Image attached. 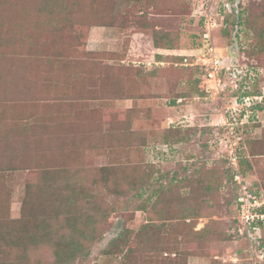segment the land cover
Instances as JSON below:
<instances>
[{"label":"rangeland","instance_id":"rangeland-1","mask_svg":"<svg viewBox=\"0 0 264 264\" xmlns=\"http://www.w3.org/2000/svg\"><path fill=\"white\" fill-rule=\"evenodd\" d=\"M69 1L65 0L64 8H72ZM21 2L26 7L32 5L29 0L0 3V10L5 6L16 9L14 17L0 14V40L9 43L0 51V77L12 74L16 83L21 70V76L31 75L37 86L36 100L25 103L6 89L0 93V156L12 161L9 168L0 166V206L10 204L9 218L20 217L26 185L35 184L39 171L67 167L74 178H84L99 204L114 206L108 220L100 225L101 236L88 243L89 254L73 264H264V238L252 243L239 234L235 199L243 188L231 177L235 170L249 192L264 198V156L257 154L264 151V102L249 104L237 92L244 75L255 78L249 87L259 89L246 95L257 94L264 87V0H99L112 6L117 24L79 27L86 37V49L101 51L104 56L95 68L82 62L81 56H77L78 64L87 73V82L92 80L95 85L109 82L101 80L97 70L109 71L107 66L120 62L119 58L138 69L142 74L139 79L125 72L113 76L116 85L123 88L118 90L120 99H99L94 90L81 95L75 83L70 88L69 66L58 71L53 65L50 79L46 58L57 51L67 54L72 26L60 29L34 13L25 18L20 32L12 35L18 28L14 19L20 13L16 4ZM240 3L250 5L253 20L246 35L243 27L240 31L229 25V31L224 30L223 19L237 15L230 7ZM206 13L216 18L212 24L207 19L210 25L204 18ZM70 15L72 24L81 20L75 10ZM143 21L147 28H143ZM209 26L215 27L211 30L213 47L221 65L225 64L217 82L203 79L204 68L182 64L183 58H191L193 53L206 60L197 48L202 42L204 45L203 35ZM152 28L165 32L175 48L154 46ZM75 45L80 46L78 42ZM246 48L250 56L244 54ZM26 54L37 55L23 67L20 62ZM240 62L243 69L235 76ZM134 69L129 70L133 75L137 73ZM134 94L139 97L131 98ZM55 98L65 101L60 105L61 113L49 106ZM71 103L81 111L65 113ZM100 118H104L102 135L106 134L102 137L95 131V127L100 128ZM227 121L232 129L225 126ZM122 127L127 131L121 132ZM239 159L243 174L239 173ZM101 167L110 168L111 181L106 184L101 180ZM144 174L149 188L143 191L118 192L125 188H115L126 177ZM159 183L168 188L161 200L153 202V189ZM141 202L146 209H135ZM82 203L78 202L79 206ZM197 208L203 216L183 223L180 216ZM160 215L172 217L173 223L164 232L153 234L150 242L162 240L165 245L158 247L172 251L167 256L151 249L150 242L139 245L136 234L148 222L159 224ZM122 230L132 232L130 246L135 251L129 252V259L119 251H105ZM197 231L198 236L206 231V237L195 240L199 239ZM172 237L182 240L178 244ZM159 255L163 259L157 260ZM32 258L48 263L53 255L43 247Z\"/></svg>","mask_w":264,"mask_h":264},{"label":"trees","instance_id":"trees-1","mask_svg":"<svg viewBox=\"0 0 264 264\" xmlns=\"http://www.w3.org/2000/svg\"><path fill=\"white\" fill-rule=\"evenodd\" d=\"M4 1L5 0H0V3H4ZM29 1L32 2V5L29 7L23 5L22 2L20 4H16L17 9L20 10V13L18 12V18H20V22L18 18L14 19L16 27L18 28L13 30L11 27V29L14 31L12 35H17L20 32V25L23 24L25 18L31 16L34 13L36 16H40L42 20L45 17V21H49L52 24L58 25L60 29H63L66 25H70V27L72 26V39L69 44L70 46H67V54H63L62 51H57L52 53L48 59L46 58L50 79L54 75V73L51 74L53 71V65L58 68V71L60 67L69 66L71 71L69 74L70 80L68 86L70 88L73 89V83H75V87L81 93V95H88L94 90L98 96L97 98L99 99L111 96L120 99L122 94L118 90H123L122 85H116L115 81L112 79L113 76H118L116 72H125L138 79L142 75L140 74L141 72H139V70L135 67H132V65L122 63V58L117 59L120 62L114 63V65H108L107 69H110L109 71L102 69L97 70L96 75H98L101 80H109L110 83L102 82L100 85H95L92 80L90 83H88L87 80H89V77L87 73L84 70H80L82 69V66L78 64V62H80V56L82 57V62H88L91 64V66H93V68H95L98 67V64H100L99 59L104 56V53L101 51H88L86 49V37L84 33L80 31L79 27H86L92 23H98L102 26H112V24L115 23L116 17L112 12L113 9L111 8V5H108L104 2H99V0H88L87 2L84 1L85 4L82 3L81 0H70L68 3L72 5V8L66 9L64 8L66 5L65 0ZM134 1L138 2L139 0ZM146 1L151 3L153 0ZM230 9H232V14L234 11H236L237 15L234 17V19H230L228 16L223 19L225 28L224 30L228 32L229 25H232V27L235 29L236 27H239L240 31L243 27V31L246 35L248 30L252 28L251 25L253 24L250 5L242 6L240 3L237 5V7L234 6L233 8L232 6ZM74 10L78 14H81V20L72 24L70 21V14H72V11ZM15 11L16 9L13 7L10 10H7L5 6V9L1 8L0 14L2 17H5V15H11L14 17ZM116 24L117 22L113 25L115 26ZM147 24L148 23L146 21H143V28H147ZM152 34L154 46L157 48H175L174 43L168 39L169 36L165 32L152 28ZM77 42L80 45L79 47H76L75 45ZM7 44L9 45L8 42L3 43V41L0 40V51L5 50L3 47H7ZM202 44L203 42L199 44L197 49L203 46ZM247 49L248 48H246V50L244 49L243 52L245 55L247 54L250 56V53ZM36 55L31 56L26 54L25 58L20 62V65L25 67V61L35 58ZM75 67L77 68L75 69ZM242 67V63L240 62V64L236 66V71L234 73L235 76H238V71L243 69ZM132 69L137 72L135 75L130 72ZM16 72H18V70ZM4 76L5 77L2 76L3 78L0 77V93L6 89L9 94L19 99L20 102L23 101L24 103L25 101L30 102V100H36L34 94H36L35 89L37 86L36 81L32 79L31 75H24L22 73L21 76L20 70V79H18L16 83L12 74L9 76L7 75V78L6 75ZM242 79L243 80L239 82V86L237 88V92H240V95L252 94L259 91V89L253 90L251 87H249L251 83L255 81V78L250 77L249 75H244ZM50 86H52V84H50ZM74 97L75 95L71 98H67L70 101ZM130 97H139V95L134 94ZM53 101L54 103L49 106H53L54 110L61 113L62 111L59 108L60 105L64 104L65 101L63 99H60L59 101L57 98H55ZM75 101L78 102L80 100L78 98L77 100L75 99ZM69 105L72 106L66 110H63L65 113L71 112L72 114H76L81 111V107L78 105L73 103ZM64 117L69 116L67 115ZM99 124L100 125L98 126H100V128L95 127V131L97 130L96 135L99 134L100 137H102L106 135H102V132L104 133L102 129L104 127V118L99 119ZM120 131H127V127H122ZM261 139L263 146L264 129ZM257 154L264 156V151ZM11 164L12 161L7 159V157L0 156V166H2L1 168H9ZM54 168H51L50 171H39L34 182L35 184L33 185L28 183L26 185L25 194L20 207V217L18 219L12 220L9 218L8 212L10 204L5 202L0 206V264H73L78 259V257L87 256L89 254L88 243H93L101 236L102 230L100 225L104 224L108 220L110 214L114 210V206L112 205V207H107L99 204V202L96 200V196L93 195L89 191V188L84 184L83 177H78L76 175L74 178L73 174L67 167H59L58 169ZM100 171L101 180L103 183L106 184L111 181L110 168L101 167ZM235 173L236 171L234 170L231 176L232 179L235 178ZM239 173H244L240 159ZM37 184L38 187L33 188V186ZM237 184L240 183L238 182ZM118 186L125 188L118 192H124L125 190L130 191L133 189L135 191H138L139 189L140 191H143V189H146L149 186V182L144 174L137 178L126 177L123 183L117 185L115 188ZM167 188V185L165 186L163 183H159L157 186H155L153 189V195L155 194L153 202H158L161 200L163 198L162 193L165 192ZM48 195L49 197H47ZM259 198L261 199L262 197L260 196ZM235 200L237 203V211H239L238 196H236ZM78 202L83 203L81 206H79ZM135 209L143 210L146 209V207L144 203L141 202L139 205H136ZM256 209L258 212L264 213V205L257 207ZM191 210L192 211L190 213H185L180 216L183 223L187 222V219H197L203 216L201 209L197 208L194 209V211L193 209ZM238 215V217H240V213ZM159 219L161 220L159 224H150L148 222L136 233L139 238V245L143 244L145 241L146 243H149L151 238H153V234L164 232L165 227L173 223L172 217L168 215H160ZM238 222L240 223L241 227L238 228V231L240 230L239 234L248 239L249 242L255 243L264 238V220H258L255 222L260 228L259 234L254 233L253 231L249 234L240 218ZM205 232L203 236H198L200 231H197V233L195 232L199 238L195 240L201 241L203 238H205ZM181 234L184 235L183 233ZM131 236L132 232L129 230L120 231L110 240L109 246L105 249V251L108 254H115L117 251H119L120 253H124L123 256L125 259H129V252L135 251V248L130 246ZM172 238L174 240L173 242H178V244L180 240H182L176 239L174 237ZM158 245L163 246L165 244L162 240H157L153 244L151 243V246H153L151 249L155 250L158 254L165 253L166 255L169 252H172L170 248H162L158 247ZM43 247L50 249L53 255V259L48 263H44L40 260H34L32 258V255L38 249ZM124 250L126 252H124ZM160 259H163V257H160L159 255L157 260Z\"/></svg>","mask_w":264,"mask_h":264},{"label":"built area","instance_id":"built-area-1","mask_svg":"<svg viewBox=\"0 0 264 264\" xmlns=\"http://www.w3.org/2000/svg\"><path fill=\"white\" fill-rule=\"evenodd\" d=\"M204 18H205L206 22L210 19V21H209L210 24H212V21L214 19L216 20V18L213 17V15L211 16L210 13H206L204 15ZM209 23H208V25H210ZM213 28H215V27L209 26V30H207L203 35L204 45L201 48H199L200 50L197 49V50H199L198 52L203 53V55L207 56L206 60L202 59V57L201 58L198 56L194 57L193 56L194 53H193V54L189 55L191 58L184 57L182 64H185L186 66H191V67H194L195 65H197V66H200V68L202 67L201 69L204 68L203 69L204 70L203 79L206 77V79H209L212 81L215 80L217 82L218 79H220V76H222V74H223L225 64L221 65V60L217 56L215 49L213 47L214 43L212 41V32H211V30ZM227 68H229V67H227ZM242 99L244 102L246 99V101L249 104L254 103L256 106L262 105L264 102V87L261 90V92H259L257 94L242 95ZM225 126H227L228 130L233 128L232 124H229L228 121L225 123ZM237 175L238 174L235 175V179L240 183V185H242L241 188H243V193H241L240 196L238 197L239 213H240L239 218L243 222V225L249 234L252 231L254 233L259 234L260 228L255 222L258 220H264V213L258 212L256 208L264 205V198L260 199L256 194H254L255 192H253L251 190L249 192V187L244 186L243 181L238 180Z\"/></svg>","mask_w":264,"mask_h":264},{"label":"crops","instance_id":"crops-1","mask_svg":"<svg viewBox=\"0 0 264 264\" xmlns=\"http://www.w3.org/2000/svg\"><path fill=\"white\" fill-rule=\"evenodd\" d=\"M262 162H264V161H262Z\"/></svg>","mask_w":264,"mask_h":264}]
</instances>
